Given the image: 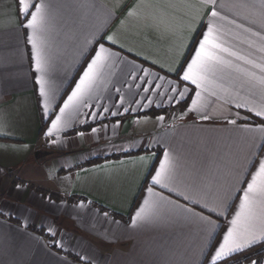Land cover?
<instances>
[{
	"label": "crops",
	"instance_id": "obj_1",
	"mask_svg": "<svg viewBox=\"0 0 264 264\" xmlns=\"http://www.w3.org/2000/svg\"><path fill=\"white\" fill-rule=\"evenodd\" d=\"M29 3L45 5L38 36L48 112L28 41L32 30L24 27L18 0H0V264H211L242 189L264 159V117L255 115L264 109L259 85L224 70L202 92L200 110L188 111L196 89L180 77L207 31L212 6L202 0ZM240 3L254 7L235 6ZM262 8L264 0H217L227 19L214 21L227 46L257 61L262 54L249 48L250 34L227 21L264 33ZM100 43L112 55L66 117L68 126L47 136ZM177 85L189 89L182 98L171 91ZM153 109L164 112L148 114ZM165 152L173 179L168 188L154 186L153 195L147 189ZM177 204L214 221L211 235ZM259 245L264 240L224 264H251Z\"/></svg>",
	"mask_w": 264,
	"mask_h": 264
},
{
	"label": "snow or ice",
	"instance_id": "obj_2",
	"mask_svg": "<svg viewBox=\"0 0 264 264\" xmlns=\"http://www.w3.org/2000/svg\"><path fill=\"white\" fill-rule=\"evenodd\" d=\"M20 11L26 18V29H31L32 34L29 35L28 41L32 45L34 52L35 68L36 71L41 73V76L37 79L39 87V95L44 98V111L48 112L49 91L46 87V80L43 77V73L46 70V59L43 54V50L40 44L38 33H41L45 29V19L42 15L45 5L43 3H29V0H18ZM205 5H211L210 19L207 31L204 33L198 47L195 49L194 55L191 61L187 64L186 69L183 71L180 79L184 82H189L191 85H195V96L192 100V106L188 109L191 111H199L198 101L202 92L209 90L210 85L215 84V78L217 74L224 70H232L238 73L242 78L243 83L249 85H259L264 89V33L260 31H253L250 27H245L243 24H239L236 20H228L229 24L235 25L237 29H241L244 33H249L250 36L246 41L249 48H256V50L262 54L260 61L254 60L250 55H246L241 51L235 50L232 47L227 46L221 39L222 29L214 22L216 19L226 20L227 18L221 15V12L217 10V0H202ZM236 7L247 9L254 7L245 3L235 5ZM224 5L220 4L219 8H223ZM34 9V11H32ZM130 15L134 13H129ZM260 22L264 25V8L260 10ZM255 39H252V38ZM109 41L115 42L112 36H108ZM257 42L258 45L257 46ZM99 43V42H98ZM112 55L103 43L99 44V49L95 51V56L87 64L86 69L83 71V75L80 77L75 88L71 94L68 95L64 101L63 106L59 108V114L55 116V119L51 121V127L46 133L47 136H52L54 131H59L61 127H67L69 120L66 117L74 112L83 98L91 91L95 81L100 74L101 69L107 63L109 57ZM250 66V67H244ZM145 76L149 75L147 69H141ZM163 79V77H159ZM150 83L149 81H146ZM159 87V85H157ZM179 85L172 88L171 91L177 93L181 98L188 92V87L185 86L183 91H178ZM145 92L149 91L148 88L144 89ZM212 95H216L212 92ZM237 107L242 105L237 104ZM107 111V109H105ZM127 111V110H126ZM251 111V109H250ZM115 114V113H114ZM256 116L264 117V109L256 111ZM239 118V114H237ZM158 120H163V116L157 117ZM202 119H209L207 115H204ZM229 123L235 124V120H229ZM93 132L97 129L93 128ZM82 136L83 133H80ZM56 141H53L55 143ZM170 156L168 152L164 153V159L160 162L159 168L155 171V174L151 176V183L153 187H149L147 191L150 194L154 193V186H160L161 188H168V184L172 181L173 177L170 173ZM258 169L252 175L251 180L247 182V187L242 189L243 195L240 198L239 211L236 212L235 217L230 221V227L227 229L226 235L223 237V243L219 244L215 249L214 255L210 256L211 264H224V262L232 257L234 254L241 252L242 250L250 247L259 240H264V159L258 161ZM246 174V173H241ZM18 188L23 187L17 185ZM169 191L173 189L169 188ZM185 200H189V197L185 196ZM161 201L171 203L167 201L165 197H160ZM193 204H197L198 201H190ZM149 201H145V205H148ZM83 205L81 204V207ZM176 208L182 209L189 215L190 218L199 221L201 224L206 225L209 228V235H211V229L215 227V222L209 219L207 216H203L200 213L194 212L191 208H184L182 205H175ZM204 208H208L207 203L202 205ZM210 212H215V208L209 209ZM144 209L136 213L137 218H142L141 214ZM136 225V219H133V226ZM51 231V229L49 230ZM59 246V244L57 245ZM252 264H257L256 261H252Z\"/></svg>",
	"mask_w": 264,
	"mask_h": 264
},
{
	"label": "built area",
	"instance_id": "obj_3",
	"mask_svg": "<svg viewBox=\"0 0 264 264\" xmlns=\"http://www.w3.org/2000/svg\"><path fill=\"white\" fill-rule=\"evenodd\" d=\"M248 259H250L251 264L252 261H256L257 264H264V246L252 253Z\"/></svg>",
	"mask_w": 264,
	"mask_h": 264
},
{
	"label": "trees",
	"instance_id": "obj_4",
	"mask_svg": "<svg viewBox=\"0 0 264 264\" xmlns=\"http://www.w3.org/2000/svg\"><path fill=\"white\" fill-rule=\"evenodd\" d=\"M162 112H164V110H162V109H153V110L149 111L148 114H150V115H157V114L162 113ZM258 121H260V120H258ZM85 128H87V127H85ZM41 192L45 193L44 191H41ZM261 246H263V245H259L256 248H259ZM252 250L254 251V249H252ZM242 254H245V253H242ZM242 254H240V255H242Z\"/></svg>",
	"mask_w": 264,
	"mask_h": 264
},
{
	"label": "rangeland",
	"instance_id": "obj_5",
	"mask_svg": "<svg viewBox=\"0 0 264 264\" xmlns=\"http://www.w3.org/2000/svg\"><path fill=\"white\" fill-rule=\"evenodd\" d=\"M42 155V154H41Z\"/></svg>",
	"mask_w": 264,
	"mask_h": 264
}]
</instances>
